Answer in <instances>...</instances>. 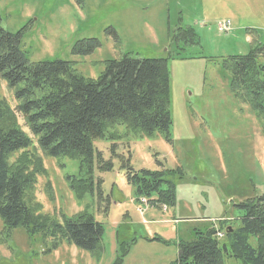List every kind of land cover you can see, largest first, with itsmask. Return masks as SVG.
<instances>
[{"label":"rangeland","instance_id":"374dc122","mask_svg":"<svg viewBox=\"0 0 264 264\" xmlns=\"http://www.w3.org/2000/svg\"><path fill=\"white\" fill-rule=\"evenodd\" d=\"M233 1L0 0L1 26L11 34L22 31L21 49L31 63L63 61L84 79H96L107 61L124 55L166 60L171 120L168 138L94 141L112 170L97 171L94 161V189L81 198L69 184L85 177L79 161L38 150L46 174L38 177L32 200L59 223L62 216L91 215L103 229L102 250L30 237L21 228L7 229L0 219V264H116L122 245L124 251L130 245L122 264H171L179 244L193 241L196 232L212 225L220 229L224 221L218 236L223 242L226 228L238 227L237 205L264 196V123L235 97L219 62L264 46V0ZM225 20L231 22L229 35L221 26ZM187 27L195 32L196 45L174 40L177 30ZM89 40L98 44L90 53L74 52ZM14 99L0 80V100L15 109ZM16 118L29 134L22 117ZM112 145L123 160L112 157ZM144 171L171 172L174 206L165 209L154 196L136 195L126 173L144 178ZM223 264L239 261L224 258Z\"/></svg>","mask_w":264,"mask_h":264},{"label":"trees","instance_id":"16d2710c","mask_svg":"<svg viewBox=\"0 0 264 264\" xmlns=\"http://www.w3.org/2000/svg\"><path fill=\"white\" fill-rule=\"evenodd\" d=\"M1 24L0 17V80L13 91L17 104L12 109L0 100V219L7 229L21 228L30 237L40 234L45 239L65 240L80 250L101 251L103 229L91 215L62 216L59 223L42 214L41 205L32 200L38 177L46 174L38 150L50 158L77 159L80 176L85 177L69 180L70 188L78 198L93 191L94 161L97 171L112 170L111 162L103 160L94 141H121L130 135L169 137L167 62L124 55L107 61L96 79H84L67 62H29L21 49L22 31L11 34ZM174 40L184 46L198 43L190 27L179 28ZM77 45L81 47L74 52L86 55L98 44L89 40ZM219 64L235 97L264 123V46L227 57ZM16 114L22 117L29 134L18 124ZM119 127L125 129L124 134L117 131ZM110 152L123 160L115 145L110 146ZM124 162L128 165L130 161L127 158ZM169 173L144 171V178H140L129 172L126 177L137 196H154V202L167 209L175 205ZM237 209L238 227L226 228L223 242L216 237L215 227L209 226L196 232L193 241L179 244L171 264H223L224 258L239 264H264V196L246 200ZM223 225L221 222L220 231ZM123 247L116 264H122L130 245L125 251Z\"/></svg>","mask_w":264,"mask_h":264},{"label":"built area","instance_id":"2783aa9c","mask_svg":"<svg viewBox=\"0 0 264 264\" xmlns=\"http://www.w3.org/2000/svg\"><path fill=\"white\" fill-rule=\"evenodd\" d=\"M230 24H231V22L228 21V20H225V21L223 22L224 27H223V25H221V26H222V29H223V32H224V33L229 34L230 31H228V30H229L228 27H229ZM219 27H220V25H219ZM217 235L219 236L220 234H217Z\"/></svg>","mask_w":264,"mask_h":264},{"label":"crops","instance_id":"0c3cea01","mask_svg":"<svg viewBox=\"0 0 264 264\" xmlns=\"http://www.w3.org/2000/svg\"><path fill=\"white\" fill-rule=\"evenodd\" d=\"M237 1H239V3H241V0H235V1H233V2L236 3ZM245 15H246V14H241V17H243V16H245ZM263 15H264V14H263ZM259 16H262V15H259ZM241 17H240V18H241ZM251 31H252V30H251ZM214 226H215V225H214ZM208 227H209V226H208ZM208 227H207V228H208Z\"/></svg>","mask_w":264,"mask_h":264}]
</instances>
